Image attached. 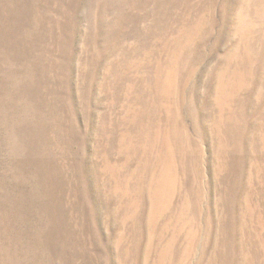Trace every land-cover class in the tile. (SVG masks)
<instances>
[{"label": "rangeland", "instance_id": "obj_1", "mask_svg": "<svg viewBox=\"0 0 264 264\" xmlns=\"http://www.w3.org/2000/svg\"><path fill=\"white\" fill-rule=\"evenodd\" d=\"M0 264H264V0H0Z\"/></svg>", "mask_w": 264, "mask_h": 264}]
</instances>
